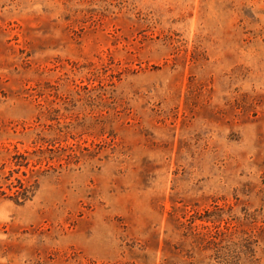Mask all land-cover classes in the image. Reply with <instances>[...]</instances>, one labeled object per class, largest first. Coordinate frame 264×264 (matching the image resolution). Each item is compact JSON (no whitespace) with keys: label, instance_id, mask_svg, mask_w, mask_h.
Instances as JSON below:
<instances>
[{"label":"rangeland","instance_id":"obj_1","mask_svg":"<svg viewBox=\"0 0 264 264\" xmlns=\"http://www.w3.org/2000/svg\"><path fill=\"white\" fill-rule=\"evenodd\" d=\"M0 264H264V0H0Z\"/></svg>","mask_w":264,"mask_h":264}]
</instances>
